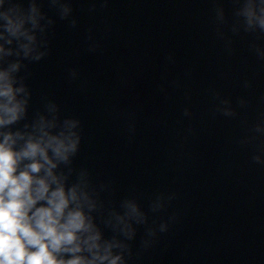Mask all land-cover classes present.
I'll use <instances>...</instances> for the list:
<instances>
[{"label":"water","instance_id":"95a60500","mask_svg":"<svg viewBox=\"0 0 264 264\" xmlns=\"http://www.w3.org/2000/svg\"><path fill=\"white\" fill-rule=\"evenodd\" d=\"M247 5L0 0V68L20 64L28 101L0 143L11 133L20 150L79 119V151L53 173L87 192L101 242L131 245L128 264H264V30ZM4 14L35 39L11 35ZM129 203L146 224L125 216Z\"/></svg>","mask_w":264,"mask_h":264},{"label":"clouds","instance_id":"9594fccd","mask_svg":"<svg viewBox=\"0 0 264 264\" xmlns=\"http://www.w3.org/2000/svg\"><path fill=\"white\" fill-rule=\"evenodd\" d=\"M259 11L260 15L256 16L253 0H248L249 23L255 17L264 30V0H259ZM4 19L11 35L27 36L26 31H21L23 19L13 20L7 14ZM23 47L27 49L28 45ZM47 54L45 41L44 50L38 51L29 62L40 61ZM19 69V63L12 64L10 69L0 68V125L13 124L25 112L28 101L17 100V93L25 91L26 85L14 87L16 77L12 75ZM71 75L76 78L77 73L73 71ZM20 79L23 81L26 76ZM80 123L79 119L66 118L55 134L44 132L39 139L30 138L20 150L14 149L11 133L4 135L0 143V264H128L131 245L114 239L101 242L102 233L93 217L85 212L81 200V196L84 201L89 199L87 192L78 195V186L66 187L53 173L58 164L72 163L78 153L81 130L73 129ZM49 127L57 128V124L53 122ZM24 160L29 163L21 167ZM125 216L135 219L137 224H146L145 214L136 203L128 204ZM117 219L123 222L124 216ZM121 231L132 240L137 230L131 223H125ZM146 231L154 235L150 228ZM113 248H120L121 254H113Z\"/></svg>","mask_w":264,"mask_h":264}]
</instances>
